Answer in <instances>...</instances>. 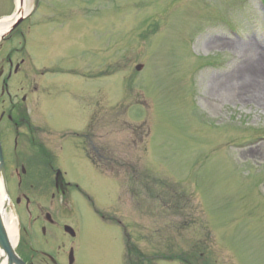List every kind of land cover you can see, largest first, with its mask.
Returning a JSON list of instances; mask_svg holds the SVG:
<instances>
[{"label":"rangeland","instance_id":"obj_1","mask_svg":"<svg viewBox=\"0 0 264 264\" xmlns=\"http://www.w3.org/2000/svg\"><path fill=\"white\" fill-rule=\"evenodd\" d=\"M39 1L31 15L25 0L6 35L5 47H24L31 82L10 81L3 109L27 95L30 122L47 116L58 146L71 104L50 102V86L72 67L61 89L81 113L85 128L73 130L85 129V155L54 161L70 205L46 200L54 238L26 227L28 255L68 264L72 247V264H264V100L213 87L242 62L217 41L264 53V0ZM15 4L0 0V18ZM63 225L78 229L75 240ZM36 255L33 264H51Z\"/></svg>","mask_w":264,"mask_h":264},{"label":"flooded vegetation","instance_id":"obj_2","mask_svg":"<svg viewBox=\"0 0 264 264\" xmlns=\"http://www.w3.org/2000/svg\"><path fill=\"white\" fill-rule=\"evenodd\" d=\"M11 33H7L8 37ZM5 38L0 44V142L8 194L23 224L22 231L20 232L21 239L17 245L18 253L20 258L27 264H33L32 257L35 254L28 255V253L34 252L35 250L30 242L33 238L31 239V237H28V240L24 238V236L28 234L26 227L32 228L36 223H40L38 229L42 237H46L48 232L49 235L47 236L53 240L54 237L50 235V230L55 227L54 223L56 222L52 220L55 215H53L52 211L44 210L46 200L50 199L51 203H53L61 199L65 204L70 205L68 198L72 193V188L70 187L69 181L66 180L65 173H61L54 167V161H59V159L62 158L68 159L73 156V153L77 152L85 155V129L83 130L84 132L80 134L73 130L74 126H78L79 124H82V128H85V124L79 122V114H81L78 112L79 109L73 108L75 104L68 98V93L61 89L69 85V80H73L70 78L72 74L70 72L74 71L72 67H61L60 70H63L61 72L64 73L61 74V76H64L62 78L64 80H60L61 85L54 84L50 86L51 94L57 97L56 99L51 97L50 102L62 103L65 101L68 103L70 101L69 103L71 104L69 111H65L66 119L62 121L63 127L59 136L58 146L50 141L51 131L48 130V128H53V126L49 123L47 116L42 115L35 123L30 122V117L28 115L30 111L28 106L24 104L25 101H27V95H22L20 97V102H17L16 105L9 101L7 105L9 106L10 103V107L7 106V109H3V104L5 103L3 100L4 95H6L5 97H7L8 100L10 98L8 95L10 81H14V78L17 77L20 81L26 83L31 82V78L26 79V76L23 74V65L26 56L24 47H22V49L20 47L16 48L14 47V43L11 46L5 47V45L9 44L7 40L5 41ZM57 68L58 67H56V69ZM24 86H22V88ZM22 88L20 87V89ZM33 88V91L36 92L37 87ZM82 97H85V95L83 94ZM82 103L85 106V98H83ZM70 112L72 113L70 114ZM74 118L76 122L75 125L66 126V123ZM4 121L7 122V127H3ZM68 127H70L71 130H69ZM8 134L10 135L9 137ZM74 140H77L80 144L77 143L74 145ZM63 142H65L66 145H64ZM14 181L15 185H13ZM73 187L77 189L75 184ZM43 189L46 190L49 197L45 195V198L41 200L39 191ZM24 214L30 217L28 224H26L23 219ZM64 226L66 225H63V227ZM33 232L32 230V236H35ZM66 235L67 234H65V236ZM67 237L73 241L77 238V234L74 236L67 235ZM72 249V247H69L68 253ZM27 256H30V258ZM73 261L74 258L72 263ZM38 263H43V261L39 259Z\"/></svg>","mask_w":264,"mask_h":264},{"label":"bare ground","instance_id":"obj_3","mask_svg":"<svg viewBox=\"0 0 264 264\" xmlns=\"http://www.w3.org/2000/svg\"><path fill=\"white\" fill-rule=\"evenodd\" d=\"M4 28H6L4 25L0 26V33ZM216 44L218 46H234L239 48L242 62L234 72L219 76L216 79L217 82H215L217 84L215 86L213 85V87L223 94H226L227 91L240 95L241 97H248L251 94L256 95L260 100H264V53H255L251 46L238 47L233 42L224 40L217 41ZM4 184H6V181L3 178V181H0V207L3 200L7 198L3 189ZM5 219L6 232L9 241H12H10V244L15 245L17 232L14 221L9 216H6Z\"/></svg>","mask_w":264,"mask_h":264},{"label":"water","instance_id":"obj_4","mask_svg":"<svg viewBox=\"0 0 264 264\" xmlns=\"http://www.w3.org/2000/svg\"><path fill=\"white\" fill-rule=\"evenodd\" d=\"M3 160L0 149V181H3ZM6 194V187H3ZM0 207V264H23L14 254L13 248L9 242L4 223V210L7 206V198L3 200ZM69 231V229H68Z\"/></svg>","mask_w":264,"mask_h":264}]
</instances>
